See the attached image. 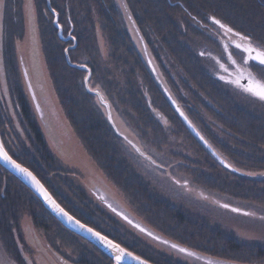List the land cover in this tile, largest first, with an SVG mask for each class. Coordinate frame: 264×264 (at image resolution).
Returning <instances> with one entry per match:
<instances>
[{
  "label": "trees",
  "instance_id": "16d2710c",
  "mask_svg": "<svg viewBox=\"0 0 264 264\" xmlns=\"http://www.w3.org/2000/svg\"><path fill=\"white\" fill-rule=\"evenodd\" d=\"M125 2L147 40L158 68L161 71L165 68L174 79L173 83L168 80L170 88L173 85L176 91L188 92L194 103L208 105L212 102L215 105V109L207 111L216 122L209 126L207 135L204 134L208 142L224 158L236 163L237 168L252 172L264 171V113L246 105L230 90L227 93L225 88L209 77L201 65L200 56L196 55L194 47L181 34L179 24L182 15L191 14L201 19L207 15H216L236 30L245 33L258 30L259 39L264 43V0ZM5 3L4 16L1 12L0 18L6 30L2 41V65L15 69L17 64L10 51L11 39L17 35L22 36L24 31L21 14L12 9L19 11L22 0H6ZM34 3L39 19L44 61L68 123L88 155L107 178L123 191L133 208L158 231L175 242L184 244L201 258L211 255L229 257L232 261H243L246 264H264V243L245 241L239 233L223 227L224 223L219 220L212 219L210 212H201L193 206L187 207L184 203L178 204L171 198H166L161 192V184L158 186L153 182V176H157L150 174V170L143 171L132 160L129 154L135 153H131L128 146L114 134L96 98L86 93L83 83L86 72L75 69L66 62L64 49L73 42L59 38L53 14L47 8V0H34ZM52 7L59 14V22L65 35L71 32L78 41L75 49L70 50L71 60L90 66L93 71L90 80L92 87H101L113 104L116 114L130 127L134 126L140 144L147 146L146 151L156 162L164 167L163 161L158 158L164 154L170 157L169 164L175 166L171 168L176 170L175 175L180 172L191 176L198 186L221 194L228 193L236 200H247L255 205L264 203V179L252 180L228 172L198 143L188 129L186 140L192 144V148H198L199 155L179 157L181 155L177 154L176 157L174 153L167 154L168 149L170 150L165 142L167 133H164L160 123L149 112L145 92H148L159 110L168 113L163 109L166 105L171 112V121L179 129H184V124L170 108L147 69L144 58L134 47L130 26L118 0H52ZM18 28L20 33L16 31ZM201 86L206 89L203 90ZM6 128L7 124L0 118L2 141L7 149L13 157L39 176L70 214L155 264H187L130 233L100 202L90 197L82 186L76 185L69 177L71 171L61 163L46 139L37 135L38 139L32 143L33 148L28 150L17 133L8 144L5 140ZM11 148L16 151L18 149V152H13ZM147 165L155 172L161 170L160 167ZM0 173L9 174L12 181L11 183L8 179L4 188L0 184L3 208L0 238L5 240L7 247L11 246L16 252L12 231L20 229L17 210L30 206L31 211L35 210L31 212L34 225L43 228L47 234L51 232L50 243L57 250L69 253L72 264H112L109 255L60 224L45 209L40 199L1 165ZM213 184L216 185L215 188Z\"/></svg>",
  "mask_w": 264,
  "mask_h": 264
},
{
  "label": "flooded vegetation",
  "instance_id": "af4514ba",
  "mask_svg": "<svg viewBox=\"0 0 264 264\" xmlns=\"http://www.w3.org/2000/svg\"><path fill=\"white\" fill-rule=\"evenodd\" d=\"M189 16L182 15L179 19L181 34L185 35V40L188 43H199L200 46L198 50L196 49V47H194L195 53L197 56H200L201 65L204 67L209 77H211V79L215 81L217 85L225 88L227 93L228 90L233 93H242L245 97H248V99H255L256 101H259L264 105V101H261L257 97L243 91L240 86L229 82V80H234L240 75L241 68H244L245 72H247V67L242 62V58L246 54L242 53L241 50L235 47L236 44H246V42L243 41L240 37L236 36L234 33L239 32L244 36H250L253 42L257 43L258 45H264V43L261 42V40L259 39L258 30H253L254 32L251 33H245L239 29L236 30L232 28L229 24L221 21V18L217 17L216 15H207L204 19H201L191 14H189ZM212 17H215L217 20H220L223 24L231 27L234 32L229 33L226 31V29L221 28L220 25L216 24L211 19ZM188 37H190V40H187ZM3 38L4 32L2 31V35L0 34L1 43L3 41ZM229 53H231V59L229 58ZM35 55L36 54H33L32 52L29 53L27 62H25V60L20 57V65H18V67L15 69L5 68L4 65V69H1L2 71L0 70V118L4 119V123L7 124L5 140L8 144H10V139H12L14 134L17 133L24 141V145L26 146V148L28 150H31L33 148L32 143L35 141V139H38V135L42 139H46L49 145L52 146L53 149L58 153L61 152V147H66V144L68 143V141H70L73 136L71 133V129L68 125V119L64 114L63 107L60 104L59 97L56 94V90L54 89V84L52 83L50 73H48V69L45 68L46 63H43V65H41V63H39L35 58ZM206 59H209L211 62ZM232 60H235L236 64H233L231 62ZM206 61L208 62V64ZM237 65H239V67H237ZM250 68L251 71L255 73L258 78L264 79V67H258L255 63L250 62ZM162 71L164 72L162 74L169 86L170 83L168 80L173 83L174 79L169 76V73L165 70V68H162ZM221 77H223V79ZM241 83H243V81H241ZM172 87L171 88L174 89L173 85ZM171 88L170 90H172ZM201 88L203 90L206 89L203 86H201ZM183 92L184 91H176L175 89L172 90V93L174 94L176 99L182 103L183 109L187 111L191 120L197 125V127H199L201 132H204V134L207 135V133L209 132V126L216 124L211 114L207 113V111L208 109H215V105L212 102H210V104L208 105L204 104L205 106L199 102L194 103V101L191 100L190 94L186 91L184 93ZM189 101L191 102L190 104ZM191 104H193V107L191 106ZM164 106L165 110L168 111V113H165L164 118L167 117L168 120H170V122L172 123V125L175 126V129L174 127L172 129L174 133L173 135L176 136L174 139L186 140L188 136L186 132H188V130L185 126L184 129H179L178 126L171 121L169 110L166 105ZM165 125L167 126V124ZM184 149L189 151L191 150L193 154L199 155L198 148L196 147L189 149L188 145L185 144L182 151ZM10 150H12V148ZM166 168L167 167L164 166L161 168V170L166 171ZM167 172H169V170L166 171V173ZM178 173L181 174L180 172ZM188 178L191 181V185L196 186L197 188L202 187L198 186L193 181V178L191 176H189ZM8 179L11 181L9 174L0 173V181L2 182H0V184H3V188L5 187ZM87 192H89L88 194L90 195V197H93L97 202H100V204L105 207L108 212H110L114 217H116L117 220L121 222L122 225L130 233H134L137 237H140L141 239H144L146 241H155L153 242L155 244H157L156 242L164 244H157V246H161V248H164L169 255L173 254L175 257L181 259L183 261L182 263L230 264L223 263L219 259L221 257L218 256L210 255L211 258L215 257L213 260L205 258L200 260L194 258V253L189 248L169 239L162 231H158L149 222L142 221L138 216H136L132 212L133 210L134 212L136 211L133 206L132 211L122 206L119 201L115 200V198L113 199L109 195V193L106 190H103L99 185L92 187V189L87 190ZM216 194L217 196H223L219 193ZM190 195L187 196V200H184L186 204L191 201ZM0 203V218H2V197H0ZM208 207L213 208L210 204ZM26 208L28 209V206H24L21 210L23 212L29 211L26 210ZM125 217H127V219H125ZM137 225H139V227H137ZM17 230L18 233L20 229ZM119 232L120 230H118V233ZM149 233H151V235H149ZM32 238V244L37 254L36 257L42 263L44 261V264H49L48 262L50 260L55 264L56 257L57 260L62 262L63 264H72L70 261L69 253L57 250L50 243L49 240L51 239V232L45 235V241L47 243L46 246L47 249L50 250V252L46 251L44 245L40 246V239H34V237ZM173 245H176L177 247H173ZM42 248H44V250H42ZM65 248L68 250L67 247ZM180 248H185L188 250V252H181ZM15 249L16 252L14 257L22 258V249L20 248V244H18ZM189 253H191L193 256ZM1 263L2 259L0 256V264ZM237 263L244 264L243 261L232 262V264ZM248 264L257 263L248 262Z\"/></svg>",
  "mask_w": 264,
  "mask_h": 264
},
{
  "label": "rangeland",
  "instance_id": "374dc122",
  "mask_svg": "<svg viewBox=\"0 0 264 264\" xmlns=\"http://www.w3.org/2000/svg\"><path fill=\"white\" fill-rule=\"evenodd\" d=\"M5 2L6 0H3L4 6L3 8H0V18L2 17V13L4 16L5 5H6ZM12 10L21 14V18L23 20L22 26H23V31H24L22 36L18 37L17 35L15 38L11 39L12 43L10 44V51L13 53V56H15V64H17V67L18 65H20L19 64L20 57L23 58L25 62H27L29 53L31 52L33 54H36L35 58L37 59L39 63H41V65H43V63L45 64L44 56L42 52L43 50H42L41 35H40V30H39V19L37 15V9H35L34 0H22V5L20 6V10L19 11L15 10V8H13ZM2 31L4 32V34L6 33L5 26L0 21V34L1 35H2ZM16 31L17 33H20L19 28L16 29ZM187 40H190V37H188ZM5 44H6V40H5ZM190 45L192 47H196L197 50L199 49V46H200L198 42L194 44L191 43ZM2 50H3V44L0 42V70L4 69V65H2V63L4 62L3 55L1 54ZM206 60L210 61L209 59H206ZM45 68L47 69V65H45ZM0 93H1V86H0ZM234 93L239 99L241 98L246 103V105H250L252 108L259 110L258 112H260L261 114L264 113L263 103H260L259 101H256L255 99H248V97H245L242 93H236V92ZM145 99L148 102L147 108L149 112L152 114L153 117H155L158 123H160V125L162 126L164 130V133L165 134L168 133L165 136V142L170 147V150L168 149L167 154L174 153L176 157H177V154L181 155L179 157L186 156L188 154L195 155L192 153L191 150L189 151V150L184 149L182 151L185 144L188 145L189 149H192V144L187 142V140H175L174 139L176 136L173 135L174 133L172 129L173 127L175 129V126L172 125V123L170 122V120H168L167 117L164 118V115L166 112H163V110L161 111L157 109V105L153 103L148 92L147 93L145 92ZM170 108L172 109V107ZM163 109H165V106ZM174 112L176 113V111ZM114 114L121 128L125 129L126 131H129L131 134L137 133L134 126L130 127V125L127 124L125 120L121 121L119 119L120 117L118 116L119 114H116V112H114ZM122 122L126 124V126L128 125L127 128ZM165 124H167V126ZM70 129H71V133L73 137L72 138L70 137L71 139L66 144V147L64 146L60 148L61 152L57 153L51 146V149H53L55 154L59 157V160H61V163L68 170L71 171V174L69 177L73 179L76 185L82 186L86 192L87 190L92 189V187L99 185L103 190H106L113 199L115 198V200L119 201L122 204V206L132 211L133 209H132L130 200H128L126 195L123 193V191L120 190L114 183H112L111 180L108 179L107 176L104 174V172L101 169H99L94 159L91 158V156L88 155L85 148H83L80 139L76 136L74 132V129L72 127H70ZM161 139L164 141L163 137ZM145 146L142 145L144 151L147 150L146 149L147 146L146 148ZM12 151L18 152V149L17 151L16 150H12ZM131 153L133 152L131 151ZM129 155L132 158V160L139 167L142 168L143 171L146 170L148 172V170H150L152 171L150 172V174L153 173L152 175L157 176V178L153 176V182L154 184L158 186L159 184H161V187L166 191L165 192L162 189L161 192L165 195L166 198L169 197L173 200V202H176L178 204L184 203L185 205H187V207L193 206L197 208L198 210H200L201 212L202 211L210 212L211 215L209 213L207 214H209L211 217H212V214L215 212L217 216H219L220 218L222 217L221 219L223 218L225 219L223 220L227 228L234 230V231L236 230V232L241 235V239H244L245 241L256 242V243L258 242L264 243V203H262L261 205L259 204L255 205L249 202L244 203V201L233 199L232 197L227 196V195H224L223 197L217 196L213 192L211 193L210 192L211 190H208L206 188L205 189L202 187L197 188L196 186L191 185V181L189 180L188 176L179 174V173H177L176 175L173 174L174 172H176V170H172L171 168L175 166H172L171 164H169L168 161H170L171 159L170 157H166V155L164 154H161L158 158H159V161L162 160L164 165L167 166L166 171L169 170V172L167 173L165 170H160V171L155 172L153 169H150L151 167L147 165V162L145 163L143 162L141 157L137 155L136 156L131 155V154ZM225 159L229 163L233 164L234 166H237L236 163H234L233 161L231 162L227 157H225ZM147 172L146 174H148ZM247 172L254 173L256 171L252 172L248 170ZM177 181H179V183H177ZM215 184H213L214 188L216 187ZM201 189H203L204 192L203 191L200 192L199 190ZM189 195L191 197L190 198L191 201L188 204H186L184 200H187V196ZM209 204L213 208H209L208 207ZM224 205H228V207H224ZM233 209H240V211L237 212V211H234ZM34 211L35 210L33 211L30 210L26 212L20 211L18 215L19 219L17 223L19 224L21 231L19 230V232L17 233L18 230H15V229H18V228H15V226H13V229L14 228L15 229L14 230L12 229L13 230L12 234H14V238H15L14 242H16L15 246L20 244V248L22 249V258L19 256H18L19 258H15L14 257L15 250L11 246L7 247V245L5 244V240L0 238V256L2 259L1 264H44V261L42 263L36 257L37 254L32 244L33 242L32 237H34V239L36 238L40 239L41 241L40 246L44 245V248L46 249V251L50 252V250L47 249V246H46L47 243L45 241L46 240L45 235L47 233L44 231L43 228H38L37 226L34 225V218L33 216H31V212H34ZM132 212L136 216H138L142 221L146 222L145 218L143 216H140L138 211L134 212L133 210ZM218 212H221V213L219 214ZM13 217L14 216H12V218ZM13 220L17 221L15 219ZM153 242H150V243L156 249L158 248L157 250L159 251L161 250L165 253H168L164 248H161V246L160 247L157 246V244L159 245H164V244H161L158 242H156L157 244H155ZM44 248H42V250H44ZM48 263L54 264L50 260ZM55 264H63V263L58 261L57 258L55 257Z\"/></svg>",
  "mask_w": 264,
  "mask_h": 264
},
{
  "label": "water",
  "instance_id": "95a60500",
  "mask_svg": "<svg viewBox=\"0 0 264 264\" xmlns=\"http://www.w3.org/2000/svg\"><path fill=\"white\" fill-rule=\"evenodd\" d=\"M118 1H119V4L121 5L124 16H126L127 22L130 26L129 30H130L131 37H133L134 40H135L134 36L137 38L136 39L137 41H135V42L138 44L137 48H138L139 52L141 53L142 58H144L147 69H149L150 74L153 77V79H155L159 89L162 91V93L166 97L167 101H169L173 111H176L180 120L184 123L186 128H188V130L193 134V136L198 141V143H201L202 146L206 149V151L214 157V159L217 161V163L222 165L224 168H226L232 174L234 173L240 177H243V178L245 177V178L252 179V180L264 179V175H248V173H251V172H247L244 170L242 171L241 169L237 168L233 164L229 163L223 157L222 154L218 153V151L214 148V146L211 144V142L207 141V139L202 134V132H200V130L196 127L194 122L190 119L187 112L184 111V109L181 107L179 101L176 99V97L172 93V90H170V88L166 82V79H164L160 69L157 66L156 60L153 57L152 52L150 51V48L146 44L145 37L142 35L140 28L137 26L136 21H135L133 15L131 14V11L128 7V4H127V7L125 8V6H124L126 4L125 0H118ZM47 8H49V10L53 14V19H54L53 22H54L56 29H58L59 38L61 40H65V41H70V40L73 41V45L67 46L64 49L66 62H68V64L71 67H73L75 69L77 68V69L85 71L87 73L83 79L85 91H86V93H89L96 98V102H97V104H99L102 107L103 112L106 115V120H107L108 124L112 127L114 134L117 135L121 139V141L124 142V144L126 146H128V149L131 150L133 152V154L135 153V155L141 157L143 162H147L148 164L155 166V167L159 166V164L154 160V158L152 156H150L147 153V151H144V149H143L142 145L140 144L136 135L131 134L129 131H126L125 129L121 128L120 124H118V122L115 118V114H114L115 111H114L113 104L107 99L106 95L102 92L101 87H99V86L95 87V88L91 87L90 80L92 78L93 71L91 70L89 65L87 63L86 64L78 63V62H73L71 60L70 50L75 49V47L77 46V44H78L77 39L72 38L73 35L71 34V32L68 35H65L63 26L59 22V20H60L59 15L57 16L58 12L56 10H55V12H53L54 8L52 7V0H47ZM243 83H245V81H243ZM104 101H106V103ZM181 113H183V115H181ZM185 117H187V119H185ZM189 121L191 123H189ZM124 125L127 128L128 125L127 126H126V124H124ZM201 137H203V139ZM0 146H2L3 150L6 151L9 156H11L9 154V152L6 150L4 142L1 139V132H0ZM137 149H139V150H137ZM149 157L151 159H149ZM12 159L15 160L16 163L21 164L23 167L29 169L32 172V170L30 168H28L27 166H24L22 163L18 162L15 158L12 157ZM0 165L3 168H5L9 173L16 176L19 181H21L27 187H29L31 189V191L40 199V201L44 205L45 209L49 213H51V215H53L60 224L64 225L68 230H70L71 232H74L75 234L81 236L82 238L84 237L92 245H94V246L96 245L101 251H103L105 254L109 255L112 258V260H113L112 264H116V261L114 258V253L112 252L111 249L107 248L102 242H100L91 233H88L85 230L74 225L73 223H70L65 216H63L58 211H56L44 199L43 194L37 190V188L33 185V183L28 178H26L22 173H20L11 163L5 161L3 158H0ZM229 165H231V167H229ZM237 169H239V171H237ZM32 173L36 176V174L34 172H32ZM254 173H264V171L254 172ZM36 177L41 182V180L38 178V176H36ZM41 184H43L44 188L47 189V187L45 186V184L43 182H41ZM47 191H48V193H50L49 189H47ZM50 194H51L52 198L56 201L53 194L52 193H50ZM56 203L59 204L57 201H56ZM59 205L66 212H68L61 204H59ZM70 215L75 217L73 214H70ZM75 219L79 220L77 217H75ZM80 223L83 225H86L89 228H92L90 225H88L82 221H80ZM92 229L99 232L95 228H92ZM102 235H104V234H102ZM104 236H107V235L105 234ZM107 237H108V239L113 240L109 236H107ZM115 243H117L121 247L125 248L122 244L118 243L117 241ZM125 249L128 252L133 253L135 256L140 257L141 260L147 261V264H154L153 262L148 261L145 258H143L141 255L134 253L130 249H128V248H125ZM121 264H140V261L128 258L126 261H121Z\"/></svg>",
  "mask_w": 264,
  "mask_h": 264
},
{
  "label": "snow or ice",
  "instance_id": "6c2138e0",
  "mask_svg": "<svg viewBox=\"0 0 264 264\" xmlns=\"http://www.w3.org/2000/svg\"><path fill=\"white\" fill-rule=\"evenodd\" d=\"M3 6V0H0V8H3ZM124 6L125 8L127 7L126 4ZM53 12H55V9H53ZM58 15L59 14L57 13V16ZM211 19L216 24L220 25L221 28L226 29L227 32H234L231 27L223 24L220 20H217L215 17H212ZM234 34L246 42V44H236L235 47L241 50L242 53L246 54L245 56H243L242 62L247 67V72H245L244 68H241L240 75L234 80H229V82L240 86L243 91L257 97L261 101H264V79L258 78L256 74L251 71L250 68V62L255 63L258 67H264V45H258L257 43L253 42L250 36H244L239 32H235ZM72 38L75 39V37ZM229 58L231 59V53H229ZM231 62L233 64H236L235 60H232ZM237 67H239V65H237ZM221 78L223 79V77ZM241 81H245V83H241ZM104 102L106 103V101ZM181 115H183V113H181ZM185 119H187V117H185ZM189 123L191 122L189 121ZM201 138L203 139V137ZM0 158H3L5 161L11 163L20 173H22L26 178H28L37 188V190L43 194L44 199L56 211L65 216L70 223H73L79 228L85 230L86 232L91 233L107 248L111 249L114 253L116 264H121V261H126L128 258L140 261V264H147V261L141 260L140 257H137L133 253L128 252L125 248L121 247L113 240L108 239L107 236L102 235L100 232H97L94 229L81 224L79 220H76L75 217L71 216L68 212L61 208L60 205L57 204L56 201L52 198L51 194L48 193L47 189L44 188L43 184H41V182L37 179V177L29 169L23 167L21 164L16 163V161L13 160L12 157L9 156L6 151L3 150L2 146H0ZM149 159L151 158L149 157ZM229 167H231V165H229ZM237 171H239V169H237ZM248 175H264V173H248ZM177 183H179V181H177ZM224 207H228V205H224ZM233 210L237 212L240 211V209ZM125 219H127V217H125ZM137 227H139V225H137ZM149 235H151V233H149ZM173 247L177 246L173 245ZM180 251L188 252V250L185 248H180Z\"/></svg>",
  "mask_w": 264,
  "mask_h": 264
},
{
  "label": "bare ground",
  "instance_id": "6f19581e",
  "mask_svg": "<svg viewBox=\"0 0 264 264\" xmlns=\"http://www.w3.org/2000/svg\"><path fill=\"white\" fill-rule=\"evenodd\" d=\"M131 37V36H130ZM134 38H135V40L133 39V37H132V41H133V44H134V47L135 48H137L138 47V44L135 42V41H137L136 39V37L134 36ZM146 41V44H147V46H148V42H147V40H145ZM138 49V48H137ZM179 103H180V105H181V107H182V103L179 101ZM183 108V107H182ZM21 182V181H20ZM22 183V182H21ZM23 185L26 187V185L23 183ZM26 188H28L29 189V191L32 193V194H34L32 191H31V189L29 188V187H26ZM35 195V194H34ZM36 196V195H35ZM54 196V195H53ZM31 197V196H30ZM22 198V197H21ZM23 198H25V197H23ZM55 198V197H54ZM26 199V198H25ZM56 199V198H55ZM56 201H57V199H56ZM58 202V201H57ZM59 203V202H58ZM193 203V202H192ZM59 204H61V203H59ZM62 205V204H61ZM63 206V205H62ZM24 207V206H23ZM23 207H21V208H19L17 211H18V215H19V212L21 211L22 212V210L21 209H23ZM64 207V206H63ZM26 210H31V207L30 206H28V209L26 208ZM219 214L221 213V212H218ZM218 217V218H217ZM212 219H215V220H219L220 222H222V223H224V220L223 219H221L219 216H217L216 214H215V212L212 214V217H211ZM223 227H225V228H227L226 227V225L224 224V226ZM236 231V230H235ZM84 238V237H83ZM147 242H151L150 240L149 241H147ZM103 252V251H102ZM104 253V252H103ZM105 254V253H104ZM144 258V257H143ZM146 259V258H145ZM205 259H209V260H213V258H211V257H208V256H206L205 257ZM220 259V261H222L223 263H230V264H232V258H229V257H226V258H223V257H221V258H219ZM147 260V259H146ZM152 262V261H151ZM237 264H239V263H237ZM258 264H259V262H258ZM260 264H263V263H260Z\"/></svg>",
  "mask_w": 264,
  "mask_h": 264
}]
</instances>
